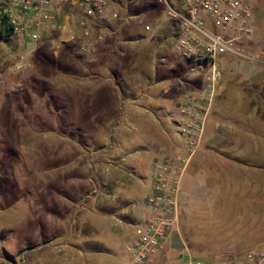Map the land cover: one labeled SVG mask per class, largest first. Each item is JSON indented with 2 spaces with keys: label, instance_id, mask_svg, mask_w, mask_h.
I'll use <instances>...</instances> for the list:
<instances>
[{
  "label": "rangeland",
  "instance_id": "1",
  "mask_svg": "<svg viewBox=\"0 0 264 264\" xmlns=\"http://www.w3.org/2000/svg\"><path fill=\"white\" fill-rule=\"evenodd\" d=\"M151 3L158 7L149 11L148 18L144 15V26L150 25L147 31H153L159 17L160 23L164 19L172 21L159 0H134L133 4L146 5L138 8L145 10ZM257 4L255 29L258 28L260 36L253 34L250 38L251 51L264 48V0H258ZM39 54H33V67L29 71L0 76V264H118L144 211L153 160L145 158L139 169L119 165L116 144L119 136L87 134L86 129L79 127L83 120L77 121L69 113L58 88L52 87L51 81L47 84L42 78L38 80L41 75L35 65ZM174 55L180 62L186 61ZM51 56L49 50L44 63H51ZM218 61L223 82H234L230 69L234 59L221 56ZM158 62L156 57L154 61L141 59L129 70H121L119 80L123 84H138L134 93L147 94V82L161 78V73L154 71ZM201 64L202 67L192 64L193 70L188 67L182 81L190 84L187 90L181 86L180 93L204 85L209 66L205 62ZM61 65L70 67L65 69L66 76L58 77L55 84L68 82L69 74L82 73L84 65L87 66L84 58L76 54L63 56ZM194 77L200 80L198 85L191 83ZM52 91L57 94L55 101ZM233 94L244 95L239 88ZM63 96L67 97L66 91ZM165 120L175 134L174 118L169 115ZM209 131L207 128L204 141ZM109 138L112 142L107 144ZM197 159L198 155L195 163ZM104 162L113 163L111 172H105ZM223 168L218 164L212 173L201 168L203 181L212 188L207 197L208 214H193L185 207L180 215L184 234L189 243L196 244H188V248L196 255L213 256L264 242V215L257 218L250 213L251 200L245 199L247 195L242 197L246 194V184L243 180L231 182ZM96 185L97 190L93 191ZM107 192L112 196H106ZM173 245L169 240L165 264H175L186 248Z\"/></svg>",
  "mask_w": 264,
  "mask_h": 264
},
{
  "label": "crops",
  "instance_id": "2",
  "mask_svg": "<svg viewBox=\"0 0 264 264\" xmlns=\"http://www.w3.org/2000/svg\"><path fill=\"white\" fill-rule=\"evenodd\" d=\"M120 5L121 18L113 26L103 28L104 39L96 44L94 59L92 61L84 59L87 66L84 65L82 73L69 74L68 76H71L68 82L54 83L58 77L66 76L65 69L70 67L61 65L63 56L76 54L82 57L76 52L73 44L62 42L58 34H46L45 40L37 45L35 52L41 53L37 56L35 68L41 75L38 76V80L42 78L41 80H45L47 84L51 81V86L58 88L61 102L66 103L69 113L73 114L77 121L83 120L80 122V128L93 135L117 134L119 165L139 169L141 161L145 158H151L154 162L163 156L161 154L176 150L177 136L168 129L165 118H169L170 115L171 119L174 118L173 122L175 121L173 108L184 94V91L180 93L181 86L187 90L190 84L182 81V78L187 74L188 67L192 68V64L200 62L190 60L191 63L188 65V60L185 59L183 63L175 57L173 46L178 31L172 25V21L164 19L160 23L159 17L158 21L154 22V32L147 31L144 26L145 19L148 18L149 11L153 12L154 9L148 7V10H139L140 5L126 6L123 1ZM145 6L142 4L140 7ZM151 16L153 15L149 17ZM254 34L260 36L257 27ZM61 48H64L62 52ZM49 50L52 51V61L44 63L43 58L46 53L49 54ZM155 57L159 62L154 66V71L157 74L161 73L159 75L161 78L147 82L145 91L147 94L140 92L138 95L134 93L138 84L137 86L132 82L123 84L119 80L121 70H129L132 64L141 59L154 61ZM225 57L234 59L230 65L234 75L231 80L234 82H223L221 77L218 84L202 140L205 148L198 150L194 155L188 174L181 185L180 215L185 207L191 209L193 214L206 212L208 214L207 197L211 194L212 188L208 182L203 181L201 168L212 173L213 168L220 164L224 167L222 171L230 176L231 182L243 180L246 184L244 192L246 194L242 197L248 196H245V199L251 200L248 202L250 213L259 218L260 215H264V59L252 62L241 61L232 56ZM70 70H73L72 65ZM198 81L200 80L194 77L191 83L198 85ZM64 87H67L66 98H63ZM238 88L242 89L243 97L233 96ZM54 93L55 91L51 92L55 101L57 94ZM56 106L60 109V105L56 103ZM241 108L244 109L243 112ZM207 128L210 131L204 141ZM111 140L112 138H109L107 144L111 143ZM197 155L195 163L194 158ZM103 166L105 172H111L113 163L104 162ZM207 178L210 179L211 175L208 174ZM121 179H124V176ZM96 190L97 185L93 191ZM105 194L108 197L112 196L108 192ZM116 220L124 223L122 219ZM135 228L136 226L131 238L134 236ZM183 236H186V239ZM170 242L175 248L180 245L188 248V244L196 246L189 243L180 226V220L178 227L172 232ZM121 258L122 261L118 264L128 260V249L122 252Z\"/></svg>",
  "mask_w": 264,
  "mask_h": 264
},
{
  "label": "built area",
  "instance_id": "3",
  "mask_svg": "<svg viewBox=\"0 0 264 264\" xmlns=\"http://www.w3.org/2000/svg\"><path fill=\"white\" fill-rule=\"evenodd\" d=\"M159 1L178 26L174 53L200 62L201 67L205 62L209 69L204 85L184 93L173 108L176 150L153 162L144 211L123 264H165L167 243L179 225L181 185L202 144L222 77L219 58L264 59V48L249 49L258 0ZM120 18L121 5L114 0H0V76L29 71L46 34H58L62 42L73 44L78 54L92 61L96 44L104 39L103 28ZM175 264H264V242L213 256L196 255L186 247Z\"/></svg>",
  "mask_w": 264,
  "mask_h": 264
},
{
  "label": "trees",
  "instance_id": "4",
  "mask_svg": "<svg viewBox=\"0 0 264 264\" xmlns=\"http://www.w3.org/2000/svg\"><path fill=\"white\" fill-rule=\"evenodd\" d=\"M120 2V1H119ZM122 2V1H121ZM121 2H120V4H121ZM123 2L124 3H126V6L127 5H131V4H133L134 3V0H123ZM144 3V2H143ZM149 8H152V9H157V7H158V5L157 4H155V3H151V4H149V6H148ZM144 8V7H143ZM172 25H174L175 27H176V29H177V31H178V26H177V24L174 22V21H172ZM5 29H7V27H5L4 28V31H5ZM7 38H9V36L11 35V34H4ZM188 65H190V60H188Z\"/></svg>",
  "mask_w": 264,
  "mask_h": 264
}]
</instances>
